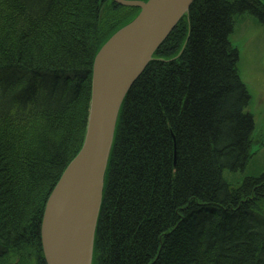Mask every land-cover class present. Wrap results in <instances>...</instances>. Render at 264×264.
I'll return each instance as SVG.
<instances>
[{"label": "trees", "instance_id": "16d2710c", "mask_svg": "<svg viewBox=\"0 0 264 264\" xmlns=\"http://www.w3.org/2000/svg\"><path fill=\"white\" fill-rule=\"evenodd\" d=\"M139 11L0 0V264H47L43 212L85 138L94 57ZM248 13L264 24V0H195L133 83L94 264H264V173L232 185L223 172L243 169L254 144L230 40Z\"/></svg>", "mask_w": 264, "mask_h": 264}, {"label": "water", "instance_id": "95a60500", "mask_svg": "<svg viewBox=\"0 0 264 264\" xmlns=\"http://www.w3.org/2000/svg\"><path fill=\"white\" fill-rule=\"evenodd\" d=\"M141 8L94 57L85 139L47 200V264H92L106 173L124 99L195 0H113Z\"/></svg>", "mask_w": 264, "mask_h": 264}, {"label": "rangeland", "instance_id": "374dc122", "mask_svg": "<svg viewBox=\"0 0 264 264\" xmlns=\"http://www.w3.org/2000/svg\"><path fill=\"white\" fill-rule=\"evenodd\" d=\"M236 20L230 40L240 52L238 74L252 97L247 110L255 117L256 128L249 163L234 172L224 170L225 179L232 185L264 173V24L251 13L238 15Z\"/></svg>", "mask_w": 264, "mask_h": 264}, {"label": "bare ground", "instance_id": "6f19581e", "mask_svg": "<svg viewBox=\"0 0 264 264\" xmlns=\"http://www.w3.org/2000/svg\"><path fill=\"white\" fill-rule=\"evenodd\" d=\"M105 43H106V42H105ZM230 171H231V170H230ZM223 172H224V171H223ZM224 178H225V177H224ZM226 181H227V180H226ZM230 184H231V183H230ZM234 185H236V184H234ZM235 188H236V187H234V188H230V189H229V193L232 194V193L235 191ZM103 198H104V195H103ZM103 198H102V199H103ZM103 201H104V199H103ZM100 210H101V209H100ZM195 217H196V216H195ZM195 217L193 218V220H195ZM185 219H186L187 222H189V219H188V218H185ZM193 220H192V221H193Z\"/></svg>", "mask_w": 264, "mask_h": 264}]
</instances>
